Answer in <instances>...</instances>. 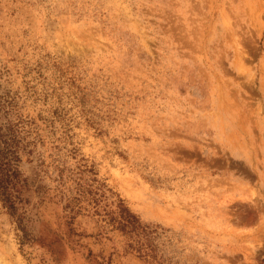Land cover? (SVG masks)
Instances as JSON below:
<instances>
[{
    "label": "rangeland",
    "instance_id": "1",
    "mask_svg": "<svg viewBox=\"0 0 264 264\" xmlns=\"http://www.w3.org/2000/svg\"><path fill=\"white\" fill-rule=\"evenodd\" d=\"M0 128V264H264V0H0Z\"/></svg>",
    "mask_w": 264,
    "mask_h": 264
},
{
    "label": "trees",
    "instance_id": "2",
    "mask_svg": "<svg viewBox=\"0 0 264 264\" xmlns=\"http://www.w3.org/2000/svg\"><path fill=\"white\" fill-rule=\"evenodd\" d=\"M9 140L6 133L0 128V198L15 214L16 201L17 199L22 200L23 188L27 186V183L25 179L20 178V170L14 161V157L18 158V156L13 157L11 154L15 152V149L13 143ZM110 217L114 226L123 232L132 236L144 233L139 218L124 205H121L118 215H111ZM138 248L141 249V246H138Z\"/></svg>",
    "mask_w": 264,
    "mask_h": 264
}]
</instances>
